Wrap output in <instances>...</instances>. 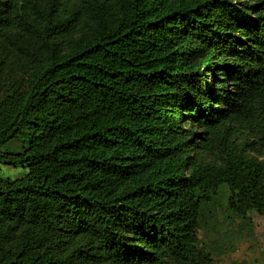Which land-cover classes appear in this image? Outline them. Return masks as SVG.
Listing matches in <instances>:
<instances>
[{
	"label": "trees",
	"instance_id": "obj_1",
	"mask_svg": "<svg viewBox=\"0 0 264 264\" xmlns=\"http://www.w3.org/2000/svg\"><path fill=\"white\" fill-rule=\"evenodd\" d=\"M247 149L264 0H0V264H216L210 194L264 216Z\"/></svg>",
	"mask_w": 264,
	"mask_h": 264
},
{
	"label": "rangeland",
	"instance_id": "obj_2",
	"mask_svg": "<svg viewBox=\"0 0 264 264\" xmlns=\"http://www.w3.org/2000/svg\"><path fill=\"white\" fill-rule=\"evenodd\" d=\"M23 146L24 142L18 140L5 150L19 152ZM246 154L264 160V152L247 149ZM205 159L210 158L206 155ZM27 173V167L0 163V178L4 180L13 181ZM230 196L227 186H221L201 206L199 247L209 252L216 264H264V216L256 212H250L245 219L235 216L228 206Z\"/></svg>",
	"mask_w": 264,
	"mask_h": 264
}]
</instances>
